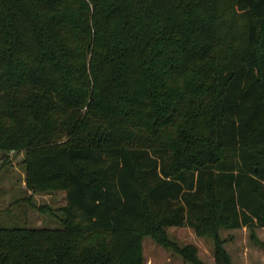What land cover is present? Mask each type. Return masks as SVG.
I'll return each mask as SVG.
<instances>
[{
  "label": "trees",
  "instance_id": "1",
  "mask_svg": "<svg viewBox=\"0 0 264 264\" xmlns=\"http://www.w3.org/2000/svg\"><path fill=\"white\" fill-rule=\"evenodd\" d=\"M0 151L65 194L0 264H142L184 227L230 264L219 231L264 229V0H0Z\"/></svg>",
  "mask_w": 264,
  "mask_h": 264
},
{
  "label": "rangeland",
  "instance_id": "2",
  "mask_svg": "<svg viewBox=\"0 0 264 264\" xmlns=\"http://www.w3.org/2000/svg\"><path fill=\"white\" fill-rule=\"evenodd\" d=\"M206 94H211V81H204ZM23 155L0 151V228H59L61 208L65 205L63 192L30 193L21 189L24 179ZM169 247L159 245L151 237L142 240V264H188L173 246L182 249L193 246L199 264H214L213 242L198 238L192 229L165 230ZM220 239L230 264H264V229H257L251 237L247 229L220 230Z\"/></svg>",
  "mask_w": 264,
  "mask_h": 264
},
{
  "label": "crops",
  "instance_id": "3",
  "mask_svg": "<svg viewBox=\"0 0 264 264\" xmlns=\"http://www.w3.org/2000/svg\"><path fill=\"white\" fill-rule=\"evenodd\" d=\"M22 186H21V189L22 190H25V187H24V182H22V184H21Z\"/></svg>",
  "mask_w": 264,
  "mask_h": 264
}]
</instances>
